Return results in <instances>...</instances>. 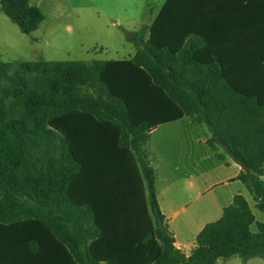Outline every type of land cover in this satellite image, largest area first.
<instances>
[{
	"label": "trees",
	"instance_id": "16d2710c",
	"mask_svg": "<svg viewBox=\"0 0 264 264\" xmlns=\"http://www.w3.org/2000/svg\"><path fill=\"white\" fill-rule=\"evenodd\" d=\"M0 5L23 34L44 21L31 0ZM126 39L124 60L0 61V264L264 260L241 194L177 249L148 149L161 125L204 123L264 215V0H166Z\"/></svg>",
	"mask_w": 264,
	"mask_h": 264
},
{
	"label": "crops",
	"instance_id": "0c3cea01",
	"mask_svg": "<svg viewBox=\"0 0 264 264\" xmlns=\"http://www.w3.org/2000/svg\"><path fill=\"white\" fill-rule=\"evenodd\" d=\"M147 6L153 12L154 8ZM211 136L204 123L191 117L161 125L150 134L149 160L156 171L158 204L175 247L186 255L196 247L205 225L220 219L236 195H243L250 205L249 191L238 179L241 165L222 147L218 153L223 159H218L207 145ZM257 258L243 261L231 256L217 264H264Z\"/></svg>",
	"mask_w": 264,
	"mask_h": 264
},
{
	"label": "rangeland",
	"instance_id": "374dc122",
	"mask_svg": "<svg viewBox=\"0 0 264 264\" xmlns=\"http://www.w3.org/2000/svg\"><path fill=\"white\" fill-rule=\"evenodd\" d=\"M165 1L31 0V4L42 11L44 21L30 35L23 34L0 9V61L132 58L136 46L126 39V33L149 28ZM148 4L154 8L153 12H149ZM248 197L257 220L262 221L263 213L256 208L250 193ZM252 230L257 231L256 224Z\"/></svg>",
	"mask_w": 264,
	"mask_h": 264
}]
</instances>
